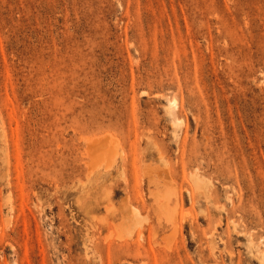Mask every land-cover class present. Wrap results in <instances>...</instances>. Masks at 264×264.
Instances as JSON below:
<instances>
[{
    "label": "rangeland",
    "instance_id": "374dc122",
    "mask_svg": "<svg viewBox=\"0 0 264 264\" xmlns=\"http://www.w3.org/2000/svg\"><path fill=\"white\" fill-rule=\"evenodd\" d=\"M0 264H264V0H0Z\"/></svg>",
    "mask_w": 264,
    "mask_h": 264
}]
</instances>
